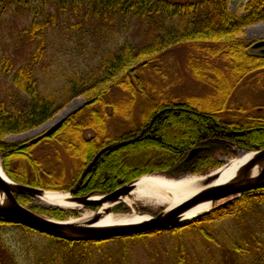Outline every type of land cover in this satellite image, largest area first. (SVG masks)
<instances>
[{
  "label": "trees",
  "instance_id": "trees-1",
  "mask_svg": "<svg viewBox=\"0 0 264 264\" xmlns=\"http://www.w3.org/2000/svg\"><path fill=\"white\" fill-rule=\"evenodd\" d=\"M36 1L40 4L35 5L31 0H0V20L8 8H16V12L33 18L31 27L23 31L24 38H19V42L36 43L34 53L24 64L15 67L10 60L0 61V75L11 77L10 87L0 92V158L5 173L15 183L46 191L68 192L78 197L107 195L149 175L173 179L188 175L206 176L223 166L221 159L236 158L234 149L239 152L264 150V114L249 115L245 110H239L243 118L233 115L232 120L223 114L234 89L253 73L264 70V57L246 52L250 44L243 33L248 26L264 22V0H254L244 17L227 13L231 0L186 3L168 0H55L60 12L71 3L74 15L82 20L78 24H66L65 37L70 31L86 36L89 30H86L85 20L90 13L98 22L95 29L101 35L110 33L118 22L127 30L131 24L139 22L163 32L152 36V43L139 49L125 44L115 53L105 51L106 48L99 44L94 46L97 58L69 61L53 59L48 54L52 46L47 36L49 25L56 22V16L48 14L41 22L39 17L45 14V11L41 12V1L44 6L48 1ZM199 6H212L213 9L201 10L197 8ZM170 21L178 22V26L164 32L161 25ZM78 43L83 52L87 50L84 42ZM188 45L196 46L194 51L204 59L202 71L206 73L223 72L224 69L215 67L216 62L229 64L224 68L231 73L223 75L221 84L229 92L225 93L223 89L225 98L219 108L205 112L188 103H159L148 107L140 125L131 131L100 139L102 132L106 131L99 127L103 118L98 108L105 109L106 100L114 90L132 93L137 86L142 89L145 84L137 76L138 71L153 65L167 49ZM130 76L133 78L129 79ZM196 77L202 81L200 76ZM203 77L207 75L203 74ZM78 97H84V105L70 114L50 137L33 145L7 140L8 136L27 133L53 120ZM88 130L95 133L91 139L85 133ZM43 145L47 153L41 157L38 148ZM54 147H59L71 161L69 175L55 173L49 155ZM195 148L203 150L194 159L186 161L189 152ZM45 157L47 164L42 159ZM16 199L22 206L55 220L66 221L77 215L74 211L31 207L35 198L30 196L16 195ZM139 210L150 213L143 208ZM114 211L127 214L130 209L120 205ZM224 222L230 225L229 230L226 226H218ZM12 225L0 220V233L4 227ZM196 237L202 240L201 247L205 250L191 252L187 239ZM127 238H138L145 247L149 241H154L156 247L167 241L170 247L166 251L167 264H264V189L247 192L210 214L170 231L104 242L73 243L58 239L70 245L68 250L60 252L65 261L59 255L45 256L36 264H89L94 256L90 245H97L98 251L103 253V244ZM75 244L83 245L82 250L74 249ZM156 247L152 258L154 264L159 254ZM127 248L122 250L123 257L129 253ZM149 248L154 249L150 245ZM0 249H5L2 242ZM127 262L124 259V264ZM107 264L122 263L109 259Z\"/></svg>",
  "mask_w": 264,
  "mask_h": 264
},
{
  "label": "rangeland",
  "instance_id": "rangeland-1",
  "mask_svg": "<svg viewBox=\"0 0 264 264\" xmlns=\"http://www.w3.org/2000/svg\"><path fill=\"white\" fill-rule=\"evenodd\" d=\"M31 1L32 3L34 2L35 5L40 4V2H37L36 0ZM47 1L48 4L46 6H44L45 3L41 1V12L45 11V14L47 15L41 14V18L39 17V19H41V22H44L45 17H47L48 14L56 16V22L49 25L50 30L47 35L52 45L48 49V54L53 59L69 61L70 59L79 60L80 58H97L94 46L99 44L106 48L105 51L110 50L115 53L118 48L125 44H129L136 49H139L152 43V36L163 34L162 31L160 32L155 31L153 28H147L139 22H134V24H131L127 30L125 25L118 22L115 24L114 28L109 30L110 33L101 35L96 31L97 29H95L98 22H96L95 18L89 12L90 15H88L85 20L86 30H89L88 34L86 36H81L80 32L73 33L70 31L66 38L63 35L64 29H66L67 25L70 23L78 24L82 21L80 20L81 17H76L74 15L75 11L73 10V5H71V3L67 6V9L64 12H60L56 7L55 0ZM168 1L186 3L202 0ZM253 1L254 0H231L229 10L232 14L244 16ZM34 4L33 6H35ZM16 10V8H8L0 20V61L2 59L10 60L14 63L15 67H18L24 64L32 56L36 49V43L19 42V38H24L23 31L31 27L33 18L28 14L18 13ZM177 24L178 22L170 21L162 24L161 27H163V31L165 32L172 26H178ZM243 33L244 38L252 44L264 41V22H258L248 26L243 29ZM63 38L65 40H62ZM79 41L84 42L87 47V50L84 52L81 50L82 47L79 46ZM195 49V45L175 46L167 49L159 55L158 61L153 65L137 72V76L140 77L143 84H145L142 89L137 86L136 91L132 93L115 89L113 94L107 98L104 107L105 109L103 110L101 107L98 108V110L102 112L100 115L103 118V120H100V123H98L99 127L106 131V133L102 132V137L100 139L104 136L117 137L131 131L134 127L140 125L144 113L148 110L147 108L159 103H188L200 107L201 110L205 112L209 111V109L213 110L214 108H219L221 102H223V99L225 98V93L229 90L227 87L223 88L221 85L223 75L227 76L231 73V71L229 73V70L224 68L229 64L226 62H216L214 64L215 67L224 69L222 70L223 72L219 70L217 71L218 74L214 72L206 73L205 71H202L204 59L194 51ZM260 52L261 51L258 50L251 55L264 57L259 55ZM203 74L207 75V77H203ZM196 76H200L202 81L198 80ZM130 78L132 79L133 77L130 76L129 79ZM10 79L11 77L9 75H0V92H3L10 87ZM246 79V81L244 80V82L231 93V97L227 102L226 111L223 113L227 119H234L233 115L243 118L242 115H239V110H245L246 114L249 115L264 114V70L258 73H253ZM219 83L221 88L219 87ZM223 89L226 90L225 93ZM84 103V97H78L58 113L53 120L27 133L8 136L7 140L11 143H27L31 145V142L34 139L51 129L57 122L64 118H68L70 114L82 107ZM85 133L86 135L91 133L92 138L95 135L93 131L89 132V130ZM38 149H41V157H44L43 154L47 153V148L43 145ZM234 151H236L237 157L233 158L230 156L221 159L224 163L223 166L238 159L240 155L244 153H250L246 151L239 152L236 149H234ZM49 155L55 173L58 175L64 172L67 175L70 174L71 161L68 160V156L59 147H54ZM42 159L45 160L46 164L48 163L46 157ZM0 163L2 165L1 158ZM158 176L166 177L164 175ZM226 202L229 201L225 200L215 203L210 211L218 209ZM120 205H125L129 208L126 204ZM117 206L113 208V213L121 215L140 213V215L142 214L144 216H157L162 211L167 210L166 206H159L141 200L134 204L133 209L129 208L130 212L127 214L115 212L114 209ZM31 207L74 211L48 205L41 199L36 198ZM139 208L146 209L150 211V213L142 212ZM93 212V210L86 209L76 210L75 213H77V215L70 216L66 221L81 219L85 214H92ZM154 213H157V215ZM39 215L53 219L47 214ZM194 221L196 220H193L190 223ZM227 223L228 222H224L218 226H220V228L226 226L229 230L230 225ZM187 241L189 242L191 252L194 249L198 251L205 250L201 247L202 240L200 238H189ZM1 242L5 249H0V264H36L39 259H44L45 256L50 258L58 255L61 257L62 261H65V258L61 253L63 249L68 250L70 248L68 243L61 242L56 238L38 231L28 232L21 226L16 225L7 226L1 230L0 243ZM149 245L154 247V249H148ZM149 245L146 246V248L138 238L120 239L114 243L108 242L103 244L101 248L103 250L102 253L98 251L99 247L93 244L89 246V249L94 253L93 260L89 264H102L103 262H105L104 264H107L109 259L114 263L118 261L122 264H124V259L128 260L126 264H154L152 258L155 256L156 243L154 241H149ZM167 245L168 242L164 241L156 247L158 248L157 251H159V254L156 256V264H167L166 259H168V256L166 251L170 248ZM82 246L83 245L81 244H75L74 249L80 248L79 250H82ZM126 246L128 247L127 249L129 253L126 257H123L124 253L122 254V250H124L123 248Z\"/></svg>",
  "mask_w": 264,
  "mask_h": 264
},
{
  "label": "water",
  "instance_id": "water-1",
  "mask_svg": "<svg viewBox=\"0 0 264 264\" xmlns=\"http://www.w3.org/2000/svg\"><path fill=\"white\" fill-rule=\"evenodd\" d=\"M258 50L261 51L259 55L264 56V41L253 45L249 49V53L253 54ZM131 71H134V69ZM66 119L67 118H64L57 122L51 129L34 139L31 145L37 144L56 133L62 127ZM87 138L91 139L92 134L88 133ZM202 150L203 148L191 150L186 161L194 159ZM248 154L251 155V157L240 167L233 177L224 183L214 184L221 178L222 170L228 166L229 163L209 175L201 177L202 180L197 183L199 191L178 208L164 210L157 216H148L147 220L137 224L113 226H98V223L103 215L114 214L113 208L115 206L125 204L122 203V201L131 195L137 182L141 180V178L120 187L110 194L102 196L88 195L78 197L74 196L72 193L64 192L69 195V200L71 202L81 207L80 210L86 208H94L95 210L92 213V217L86 222L71 220L58 221L35 213L30 208L22 206L16 199V195H25L36 199H42L48 191L15 183L3 170L4 175L0 174V220L73 243L100 242L116 238L133 237L150 232L170 231L186 225L193 220H197L213 211H209L191 221H185L186 214L198 205L205 203L214 205L217 202L225 200L231 201L241 198L247 192L264 189V150L244 153V155ZM152 176L154 175L145 177ZM105 206L108 208L104 210V214H102L101 211ZM128 207L133 209V207Z\"/></svg>",
  "mask_w": 264,
  "mask_h": 264
},
{
  "label": "bare ground",
  "instance_id": "bare-ground-1",
  "mask_svg": "<svg viewBox=\"0 0 264 264\" xmlns=\"http://www.w3.org/2000/svg\"><path fill=\"white\" fill-rule=\"evenodd\" d=\"M251 157V155H240L236 160L229 162L222 170V176L214 184H221L233 177L240 167ZM0 174L4 175L3 167L0 163ZM202 180L198 176H188L182 179H168L162 176H152L141 178L136 184L131 195L125 198L122 203L133 207L137 201H144L151 204L166 206L167 210L178 208L199 191V183ZM48 205L71 210H80L81 207L69 200V195L63 191H48L41 199ZM213 204L205 203L192 208L185 216V221H191L212 209ZM108 207H103L101 213ZM93 214H85L81 219L71 221L86 222ZM148 219V216L139 214L103 215L98 226L128 225L137 224ZM51 237V236H50Z\"/></svg>",
  "mask_w": 264,
  "mask_h": 264
},
{
  "label": "flooded vegetation",
  "instance_id": "flooded-vegetation-1",
  "mask_svg": "<svg viewBox=\"0 0 264 264\" xmlns=\"http://www.w3.org/2000/svg\"><path fill=\"white\" fill-rule=\"evenodd\" d=\"M197 8H199V9H201V10H204V9H206V10H209V9H213L212 8V6H199V7H197ZM227 13H231L230 12V10H229V7H227ZM246 15V13L244 14V16ZM244 16H241V17H244ZM249 44H250V46H248V48L246 49V52H248L249 53V49L253 46V45H255V44H257V43H259V42H257V43H251V42H248ZM254 56H256V55H254Z\"/></svg>",
  "mask_w": 264,
  "mask_h": 264
}]
</instances>
